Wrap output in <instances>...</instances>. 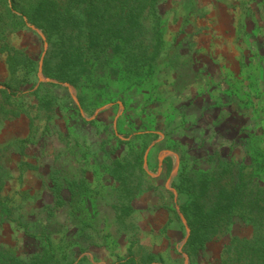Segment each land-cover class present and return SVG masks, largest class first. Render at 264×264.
Returning a JSON list of instances; mask_svg holds the SVG:
<instances>
[{"label": "rangeland", "instance_id": "374dc122", "mask_svg": "<svg viewBox=\"0 0 264 264\" xmlns=\"http://www.w3.org/2000/svg\"><path fill=\"white\" fill-rule=\"evenodd\" d=\"M156 11L162 36L152 73L101 57L81 86L49 75L58 32L47 38L37 21L7 32L28 55L18 65L31 71L10 74L0 52V89L16 92L0 115L7 250L48 264H115L129 253L139 262L150 254L153 263L220 264L233 235L251 237L239 215L189 256L181 179L185 168L221 159L264 186V168L251 158L264 150V0H158Z\"/></svg>", "mask_w": 264, "mask_h": 264}, {"label": "trees", "instance_id": "16d2710c", "mask_svg": "<svg viewBox=\"0 0 264 264\" xmlns=\"http://www.w3.org/2000/svg\"><path fill=\"white\" fill-rule=\"evenodd\" d=\"M157 2L66 0L61 4L60 0H0V52L4 53L10 74L15 76L25 68L27 77L30 67L18 65V61L28 55L9 45L6 34L17 21L34 25L38 22L47 38L58 32L59 61L49 75L61 81L81 86L91 79L94 62L99 67L97 58L101 57L119 58L123 69L134 75L152 73L161 51L162 22L157 16ZM0 92L1 115L10 110L5 104L15 98L16 92ZM83 97L79 96L81 103ZM251 158L257 168H264V150L252 151ZM216 165L204 171L185 168L182 172L181 184L187 197L180 210L189 229L185 242L188 255H195L208 242L228 233L233 219L240 215L251 226L252 235H233L222 250L220 264H264V186L246 182L241 166L228 165L221 159ZM135 180L133 193L143 184L140 175ZM153 257L147 254L148 260L139 262L129 253L115 264H160L156 260L153 263ZM0 264L48 262L36 256L20 257L0 244ZM76 264H83L82 259Z\"/></svg>", "mask_w": 264, "mask_h": 264}]
</instances>
